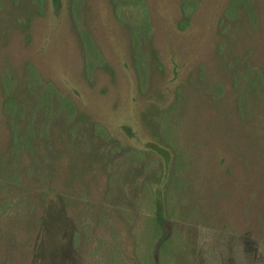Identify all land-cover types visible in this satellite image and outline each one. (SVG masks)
<instances>
[{"label":"rangeland","instance_id":"374dc122","mask_svg":"<svg viewBox=\"0 0 264 264\" xmlns=\"http://www.w3.org/2000/svg\"><path fill=\"white\" fill-rule=\"evenodd\" d=\"M0 264H264V0H0Z\"/></svg>","mask_w":264,"mask_h":264},{"label":"trees","instance_id":"16d2710c","mask_svg":"<svg viewBox=\"0 0 264 264\" xmlns=\"http://www.w3.org/2000/svg\"><path fill=\"white\" fill-rule=\"evenodd\" d=\"M54 1L57 7L59 0H54ZM36 3H37V8L40 9L42 0H36ZM94 128L100 129V127L97 126L96 124H94ZM148 145L150 147H153L162 156H165L168 153L166 152L167 150L160 148L157 144H153L152 142H150V144ZM158 193H159L158 188H155V202H154L153 207L150 209V212H149L150 216L149 218H147L150 231L152 235L156 237L153 247H154V251L157 253H159V251L162 250L163 248L167 247L168 242H169V240L167 239L170 236L168 233V228L166 226V221H165V215L163 212L164 210L163 202Z\"/></svg>","mask_w":264,"mask_h":264}]
</instances>
